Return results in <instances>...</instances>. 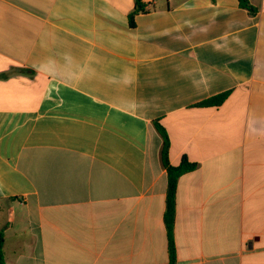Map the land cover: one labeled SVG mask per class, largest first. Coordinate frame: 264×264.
<instances>
[{
	"label": "crops",
	"instance_id": "crops-1",
	"mask_svg": "<svg viewBox=\"0 0 264 264\" xmlns=\"http://www.w3.org/2000/svg\"><path fill=\"white\" fill-rule=\"evenodd\" d=\"M0 0L6 264H264V0ZM230 92L218 108L196 104Z\"/></svg>",
	"mask_w": 264,
	"mask_h": 264
},
{
	"label": "trees",
	"instance_id": "trees-1",
	"mask_svg": "<svg viewBox=\"0 0 264 264\" xmlns=\"http://www.w3.org/2000/svg\"><path fill=\"white\" fill-rule=\"evenodd\" d=\"M239 6L249 12L251 15L257 13V9L250 3L249 0H238ZM145 4L142 0H135L134 10L129 14V25L135 27V17L139 14L147 13ZM230 92H225L220 95L211 97L195 105L198 108H218L222 106L228 99ZM154 126L161 136L162 145L160 152L161 165L167 173V194H166V207L164 212V223L167 232V245L169 264H177V247L175 243L174 229L176 220V197L179 179L187 174L194 172L198 168V164L190 162L187 157H183L178 165L170 163V139L166 129L158 122H154ZM4 232L0 230V264H6L4 255Z\"/></svg>",
	"mask_w": 264,
	"mask_h": 264
}]
</instances>
